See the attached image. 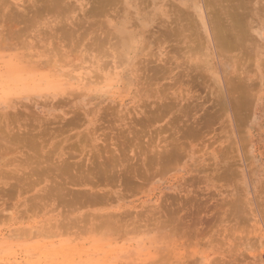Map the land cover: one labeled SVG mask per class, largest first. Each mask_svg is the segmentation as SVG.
Returning <instances> with one entry per match:
<instances>
[{"label":"rangeland","instance_id":"1","mask_svg":"<svg viewBox=\"0 0 264 264\" xmlns=\"http://www.w3.org/2000/svg\"><path fill=\"white\" fill-rule=\"evenodd\" d=\"M89 1L93 0H64L72 6L71 10L62 9L55 18L54 14L46 13L35 18L37 22L32 25L19 23V36L15 40L11 37L7 46L0 45V115L25 122L34 118L54 132L43 145L56 149L57 154L47 153L51 158L46 155L44 160L45 153L42 155L41 165L50 167L61 165L60 159L66 160L68 155L66 161L77 162L78 167V162L103 160L110 157V152L100 151L99 155L95 152L98 145L109 143L103 137L105 133L117 144L120 135L123 139L126 136L123 134H127L133 140L128 139L131 144L126 140L125 149L117 146L121 152L115 148V156L120 157L113 174L128 169L130 184L122 182V185L121 176L117 179L115 174V182L111 184L97 185L84 180L80 186L74 185L78 182L68 184L71 177L69 182L62 179L63 174L67 175L65 172L57 177L46 172L53 177L52 181H65L68 185H63L64 188L71 191L98 194L99 201L75 206L69 212L73 213L72 218L79 212L98 211L103 212L100 220L109 216L113 219L109 225L91 229L88 224L78 232L57 231L55 207L62 208V204L53 202V190L48 189L50 184L53 186L49 188L57 189L51 183L52 177L32 175L38 176V181L32 187L13 191L16 192L13 195L5 193L6 203L0 193V211L4 210L0 212V264H264V227L230 228L225 207L220 205L227 197L229 182L219 174H223L224 163L231 154L226 114L221 112L227 98L225 84H230L231 78L239 84L242 77L247 78V83L257 82L258 77L264 96V72L254 68L264 64V0H209L208 5L204 0H147L149 4L145 5V0L144 3L118 0L114 7L117 11L96 17L100 21L98 26L94 24L97 27L87 24L93 21L85 16ZM15 3L21 7L20 11L30 6L28 0L4 1L6 13L0 17V44L16 28L9 23L10 12L16 10ZM212 3H222L224 8ZM119 5L124 11L119 10ZM210 7L216 15L213 19L207 11ZM225 16L228 21L224 25L220 20ZM55 21L58 25L64 22L66 27L58 28ZM164 27L176 34L165 38ZM93 29L98 35L92 34ZM213 33L222 44L223 40L227 42L220 50ZM99 42L103 48L99 46L98 50L94 43ZM248 66L252 68L249 73ZM253 98L252 109L247 110L248 113L252 110L250 119L245 113L248 122L240 129L244 134L237 133L234 137V154L238 156L247 149L248 165L259 172L257 167L262 159L258 163V158L264 154V145L255 139L254 128L259 118L253 113L257 97ZM207 116L214 119L206 120ZM199 117H204L207 124ZM0 124L4 126L6 122L0 119ZM201 124L202 129L198 128ZM240 135L242 142L247 140L245 144L241 142L243 149L241 143L238 145ZM166 151H171V155L164 154ZM18 156V153L0 154V169L19 165V169L29 170L37 165L33 163L36 159L23 164L27 159ZM6 160L12 164L5 163ZM236 169L241 195L246 168L237 163ZM1 184L7 187L3 183L0 187ZM46 190L50 191V197L46 196ZM37 195L42 198L36 199ZM201 200L208 204H201L206 210L198 204ZM122 213L124 216H120Z\"/></svg>","mask_w":264,"mask_h":264},{"label":"bare ground","instance_id":"2","mask_svg":"<svg viewBox=\"0 0 264 264\" xmlns=\"http://www.w3.org/2000/svg\"><path fill=\"white\" fill-rule=\"evenodd\" d=\"M4 1L5 0H0V17H1V14H2V16H5V9H3V7H2V5H3V3H4ZM27 1V0H26ZM118 0H93L92 2H90V8H89V10H88V12H86V18L88 17V18H91L93 21H89L90 23H87L88 25H90V24H92L94 27H97L98 26V23L100 22V21H97V18L96 17H106V16H104V15H106L107 13H109V11L110 10H114V11H117V9H115L114 7H115V5H116V2H117ZM121 1V0H120ZM141 1V0H140ZM146 1V3H144ZM142 0V2H140V3H144V5L145 4H147L148 2H147V0ZM205 1V3L207 4V2H209V0H204ZM119 2H117V4H118ZM28 4L30 5L29 7H27V5L26 6H24V8H22L21 9V11L19 10L21 7H19V5H17L16 3H15V6H16V10H14L13 12H10V15H9V23L10 24H12V26H14V27H16V28H14V30H11V32L13 33H10V36L8 37V39H2L1 40V44L0 45H2V44H4L5 46H7L9 43H6L7 41H9L10 40V38L12 37L13 39L12 40H15L19 35H18V33L17 32H19L20 30H18V24L19 23H25V25H26V23H27V26L28 25H32L33 23H36L37 22V19H35V18H38V17H40L41 15H43V16H45V14L47 13V14H49V13H52V14H54V15H52V16H54V18L57 16L58 17V15H56V14H60L61 13V11H62V9H64V10H71L72 9V6H70V4L68 3V4H66L65 2H64V0H28ZM149 4V3H148ZM209 4V3H208ZM207 4V5H208ZM136 5H137V3H136ZM141 5V4H140ZM206 5V6H207ZM211 5V4H210ZM212 5H218L219 7L221 6V8H224V4H222V3H217V4H214V3H212ZM25 7L27 8L26 10H27V14H24V12H25ZM119 7H120V5H119ZM146 7V6H145ZM122 8H123V11H124V7L123 6H121L120 8H119V10H122ZM140 8V7H139ZM173 8V7H172ZM171 8V9H172ZM143 9H145L146 10V8H143ZM145 10H143V11H145ZM178 10V9H177ZM141 11V10H140ZM179 11H180V9H179ZM179 11H178V13H179ZM207 11L208 12H210L211 14L209 15V17H210V19H213V16H215L216 17V15H214L213 14V11L211 10V7L210 8H208L207 9ZM180 13H182L181 11H180ZM30 14V15H29ZM147 16H151L150 15V13H148V15ZM29 17V18H28ZM212 17V18H211ZM0 19H2V18H0ZM90 19V20H91ZM25 20V22H23ZM81 20H82V18H81ZM98 20H100V19H98ZM80 21V20H79ZM87 21V20H86ZM86 21H84V22H86ZM211 21V20H210ZM220 21H222V23L225 25V22L226 21H228V18L225 16V17H223V19L222 20H220ZM57 22L58 21H55V25L57 24ZM75 22H77V21H75ZM82 22V21H81ZM83 22V23H84ZM28 23H30V24H28ZM32 23V24H31ZM64 24V22H59V25H61V28H62V26H65V25H63ZM77 24H79V23H77ZM94 24H97V26H95ZM100 24V23H99ZM20 25V24H19ZM59 25L57 24V26H58V28H59ZM75 26H76V23L74 24ZM80 25V24H79ZM85 25V24H84ZM83 25V26H84ZM2 26V25H1ZM82 25L80 26V27H83ZM91 26V25H90ZM99 26H101V25H99ZM159 26V25H158ZM162 26V25H161ZM167 26V25H166ZM216 26V25H215ZM66 27V26H65ZM13 28V27H12ZM75 28V27H74ZM78 28H79V26H78ZM87 28V27H86ZM86 28H84V29H86ZM91 28H93V27H90V29ZM160 28V27H159ZM165 28V27H164ZM184 28V27H183ZM214 28H216V27H214ZM83 29V30H84ZM103 29V28H102ZM7 31H10V30H8V28L6 29ZM74 30V29H73ZM81 30V29H80ZM89 30V29H88ZM94 30V29H93ZM160 30V29H159ZM72 31V30H71ZM85 31H87V30H85ZM104 31V30H103ZM165 31V32H164ZM164 31H163V35H164V37L165 38H168V37H171V36H173V35H175L176 33H174L170 28H165L164 29ZM67 32V31H66ZM106 31H104V33H105ZM146 32V31H145ZM83 33V32H82ZM88 33H89V31H88ZM95 33H97L95 30H94V33H92V34H94L95 35ZM110 33V32H109ZM64 34H66V33H64ZM68 34V33H67ZM72 34H73V32H72ZM100 34H101V32H100ZM99 34V35H100ZM105 34H107V33H105ZM152 34V33H151ZM83 35V34H82ZM82 35H81V37H82ZM97 35H98V33H97ZM96 35V36H97ZM109 35V34H108ZM113 37L115 36L114 34H111ZM162 35V34H161ZM162 35V36H163ZM70 36V35H69ZM76 36V35H75ZM74 36V37H75ZM80 36V35H79ZM106 36V35H105ZM67 37V36H66ZM71 37V36H70ZM92 36H90V38H91ZM107 37V36H106ZM106 37H104V38H106ZM185 37V36H184ZM61 38L62 37H60V40H61ZM63 38H65L64 36H63ZM83 38V37H82ZM82 38H80V39H82ZM95 38V37H94ZM98 38V37H97ZM96 38V39H97ZM114 38H116V36L114 37ZM113 38V39H114ZM213 38H214V40L216 41V43H217V45L219 46V50H220V47H223L224 45H226V41L225 40H223V44L218 40V38H217V35L215 34V33H213ZM74 39V38H73ZM72 39V40H73ZM91 39H93V37L91 38ZM90 39V40H91ZM95 39V40H96ZM111 40H113L112 39V37L110 38ZM116 39H119L118 37L116 38ZM12 40H10V41H12ZM82 40H84V39H82ZM86 40V39H85ZM94 40V41H95ZM102 40H105V39H102ZM107 40V39H106ZM105 40V41H106ZM120 40V39H119ZM121 40H122V38H121ZM62 41H64V40H62ZM100 41V40H99ZM70 42V41H69ZM92 42V41H91ZM96 42H97V40H96ZM116 42V41H115ZM54 43V42H53ZM57 43V42H56ZM67 43V42H66ZM106 43V42H105ZM110 43V42H109ZM113 43V42H112ZM111 43V44H112ZM64 44V43H63ZM69 44H71V43H69ZM78 44V43H77ZM77 44H75V45H77ZM89 44H91L90 43V41H89ZM93 44V43H92ZM91 44V45H92ZM95 44V46H96V48L95 49H98L99 48V46H100V48H103L102 47V44L99 42V45L97 44L96 45V43H94ZM110 44V45H111ZM114 44V43H113ZM53 45V44H52ZM82 45V44H81ZM106 45V44H105ZM105 45H104V47H105ZM55 47H56V45H54ZM79 46V45H78ZM115 46V45H114ZM113 46V47H114ZM54 47V48H55ZM91 47V46H90ZM111 47V46H110ZM56 48H58V46L56 47ZM183 49V48H182ZM189 49H191V48H189ZM99 50V49H98ZM180 51V50H179ZM182 51V50H181ZM185 51H187V49L185 50ZM221 53H222V50L220 51ZM99 53H102V51L101 52H99ZM250 53V52H249ZM248 55V54H247ZM252 56V55H251ZM242 57V56H241ZM253 58V57H252ZM239 60V59H238ZM246 60V59H245ZM250 60H252V59H250ZM240 61H241V59H240ZM239 62V61H238ZM245 63V62H244ZM252 63V62H251ZM250 64V63H249ZM234 65V64H233ZM238 65H239V63H238ZM238 65H236V68H237V66ZM243 65H245V64H243ZM264 65V64H263ZM263 65H261V64H259V65H255V69L257 70V71H260V72H264V66ZM240 66V65H239ZM238 66V67H239ZM250 66V65H249ZM248 66V68L250 69V71L248 70V73L249 72H251L252 70V68H250ZM233 67V66H232ZM251 67H252V65H251ZM242 68V67H241ZM253 68V71H255L256 73H257V71L255 70ZM247 69V68H246ZM237 70H238V68H237ZM240 70V69H239ZM235 72V71H234ZM254 73V72H253ZM237 74V73H236ZM252 74V73H251ZM264 74V73H263ZM240 75V74H239ZM246 75V74H245ZM248 75V74H247ZM246 75V76H247ZM232 76V75H231ZM235 76V75H234ZM257 76V75H256ZM249 77V76H248ZM263 77H264V75H263ZM251 78V76L249 77V79ZM258 78V77H257ZM256 78V80H257V82L256 81H252V80H250L251 82H249V83H247V82H245L246 80L245 79H247V78H243L242 77V81L240 80V78H239V80H238V77H236V79L238 80V83L239 84H237V81L235 80V83L234 82H232V78H231V81H230V84L228 83V84H225L227 87V89H226V94H225V98H226V103H224V106H223V104L221 105V97H222V93H219V94H221V97L219 96V98H220V106H223V110L224 111H221V112H225V116H226V126L225 127H227V134H228V136H229V143H228V148H229V153H231V154H229V156L226 158V159H228L227 160V162L226 163H224V166H225V169H224V167H223V169L224 170H222V171H224L223 172V174H222V172L220 173L219 172V174H221L222 175V177H223V175H224V178L226 177V181H228L229 183H228V185H227V191H228V193H227V197L223 200V202H221L220 203V205L221 206H224L225 207V212H226V217H227V219L229 220V221H231V222H229V223H231V225H232V227H230L231 229H235L236 227H238V226H247L248 225V227L249 226H251V227H253V226H262V227H264V154H263V152H262V154L263 155H261L260 156V158H258V163H260L261 161H259V160H261L262 159V164L261 165H259L257 168H259L260 169V171L258 172V171H252V169L250 168V163H247V159H249V157H247L248 155H247V152L245 153V151H247V149L246 150H244L243 149V144H245V142H247V140L245 141V142H242L243 140H242V138H241V135H240V137H239V139L241 140H239L240 142H239V144L238 145H241L242 143V145H241V148L243 149V153H242V155H241V153L238 155V156H236V154H234V152H236V150H235V144H234V137L235 136H237V133H240V134H244V133H242L241 131H240V129H242L241 127V125H243V124H245V125H247L246 123L248 122V120H246V119H244V118H246V114L245 113H248L247 112V110H249V109H252V101H251V99H253V101H254V98L253 97H257V99H256V103H255V106L253 107V113H256L257 115H255V116H258V118H259V120H258V122H257V125L255 126V139H256V141H257V143H259V144H261V145H264V96L262 95V93H261V91H262V82H260L259 81V78L257 79ZM228 79H230V77L228 78ZM235 79V78H234ZM253 80H255V79H253ZM229 82V81H228ZM243 82H245L246 83V85H245V83H243ZM227 83V82H226ZM255 88H257L258 89V91L255 89ZM253 89H255V91L256 92H254V90ZM252 90H253V93H252ZM254 96H253V95ZM250 95H252V98L250 97ZM218 96V95H217ZM218 97H216V99H217ZM260 98H262L261 99V101H258ZM204 100V99H203ZM215 100V99H214ZM218 101H219V99H218ZM251 101V102H250ZM198 103V102H197ZM214 103V102H213ZM250 103H251V107L249 108V106H250ZM214 105V104H213ZM215 105H217V104H215ZM219 105V104H218ZM197 106H199L200 107V105H199V103H198V105ZM201 106H202V104H201ZM218 110V109H217ZM212 111V110H211ZM207 112H208V110H207ZM207 112H205V114H207ZM209 112H210V110H209ZM209 112H208V114H209ZM214 112V111H213ZM220 112V111H219ZM250 112H252V110L251 111H249V118H247V119H250V116H251V113ZM212 113V112H211ZM218 113V112H217ZM216 113V114H217ZM220 114H222V113H220ZM219 114V115H220ZM224 115V114H223ZM32 116V115H31ZM211 116H215V115H213V114H211ZM222 116V115H221ZM201 117V116H200ZM199 117V118H200ZM215 117H217V115L215 116ZM204 117H202V118H200V119H203ZM209 118H211L210 116H207L206 117V120H209ZM0 119H3L5 122H6V124H4V126H2L1 124H0V154H3V153H5V154H9V153H12L13 155L14 154H16V153H18V154H20V156L21 157H25V162H22L23 164H26V163H31V162H33L32 161V159L34 160V159H36V160H34V164H37L36 166H33L32 167V169H29V170H26V168L25 169H19L18 168V166H11V167H8V168H6V169H0V183H3L5 186H7V187H3V185L0 187V193H2V195H1V197H2V199H3V195L6 193V195H8V193H9V195H13V193H16V192H13V191H18V190H20V189H26V188H29V186H33L34 185V183L35 182H37L38 181V179H37V177L38 176H36L35 178H33L32 177V175L34 176L35 174L36 175H39V176H43V175H48L49 173H51L52 174V176H56L57 177V175H60V176H62V173H67V175H65V174H63V176H64V178L62 177V179H64V180H66L67 182H69L70 181V177H71V181L72 182H69L68 184H72L73 182H78V183H74V185L75 184H80V186H81V184L82 183H84L85 181H87V182H89V183H94V184H103L104 182H106V183H109V184H111L112 182H115V179H114V177H115V174H117L118 175V173H115V174H113V168L115 167V164L118 162V160H117V158L118 157H120V156H115V148L117 147V146H120V148L121 149H123L124 147H125V144L127 143V142H129L130 144H131V140H133V139H131L130 137H126V136H128L127 134H123V135H126L125 137H126V139H122V135H120V133H121V131H120V133L118 132V133H115V136L118 138L119 137V135L121 136L120 137V139L121 140H123V141H121V140H119V144H117L116 142H111V139H112V136H110V134H106L105 133V135L103 136L104 137V139H109V143H104V144H100L101 146H99L98 145V147H96V154H100V151H102V152H110V157H107V158H103V160H99L98 158H95L96 159V161H95V159H90L89 160V163L88 164H85V162L84 163H79L78 162V164H79V167L76 165L77 164V162H76V164H74V163H72V164H70V162L68 163V156H65V157H67V159L66 160H68V161H66V160H64V157H62L61 159H60V161H59V163L61 162V165L59 164V166L57 165L56 166V162H54V163H56L55 164V166L53 167V166H51V167H53V169H51V167H50V165H41L42 164V155L45 153V159L44 160H46V158H47V153H49V154H53L54 155V153L55 154H57L56 152H55V150H52L50 147L49 148H43V145L46 143V140H49V139H47V138H49L52 134L53 135H55L54 134V132H52L50 129H48V127H46V126H43V124H41V122H39V121H37V119H34V118H30V119H26V122L24 121V120H19L18 118H12V117H8V116H6V115H0ZM190 119V118H189ZM211 119H214V118H211ZM176 120V119H175ZM197 121H199V119H196ZM204 120L205 119H203V122H204ZM205 120V121H206ZM192 121V120H191ZM197 121H196V123H197ZM201 122H202V120H200ZM212 121V120H211ZM210 121V122H211ZM243 121H244V123H243ZM247 121V122H246ZM194 122H195V120H194ZM194 122H192L194 125L193 126H195V123ZM202 122V123H203ZM207 122L208 121H206V123H204L205 125L207 124ZM246 122V123H245ZM191 123V124H192ZM200 123V122H199ZM252 123H253V121H252ZM255 123V122H254ZM198 124V123H197ZM196 124V125H197ZM35 125H37V126H35ZM199 125V124H198ZM197 125V126H198ZM202 125V124H201ZM200 125V127H198V128H203L204 127V125H202L201 126ZM209 125V124H208ZM223 125V124H222ZM244 125V126H245ZM190 125H188V127H189ZM192 126V127H193ZM196 126V127H197ZM243 126V127H244ZM187 128V127H186ZM191 128V127H190ZM245 128V127H244ZM244 128H243V130H244ZM197 129V128H196ZM253 129V130H254ZM192 130H194V128L192 129ZM125 131V130H124ZM197 130H195V132H196ZM201 130L199 129V132H200ZM247 131V130H246ZM198 132V131H197ZM193 133H194V131H193ZM102 134V133H101ZM236 134V135H235ZM243 137V139H244V136H242ZM131 140H130V139ZM237 138V137H236ZM128 139L130 140V141H128ZM136 139H137V137H136ZM248 139H250L249 137H248ZM126 140H127V142H126ZM242 142V143H241ZM251 142H252V145L254 146V144L256 143L255 141H254V139H253V137H252V139H251ZM133 143V142H132ZM238 143V142H237ZM241 143V144H240ZM18 144H21V147L18 145ZM136 144V143H135ZM134 144V145H135ZM260 145V146H261ZM126 146H128V145H126ZM245 146H247V144L245 145ZM244 146V147H245ZM20 147V148H19ZM95 147V146H94ZM123 147V148H122ZM227 147V146H226ZM119 148V149H120ZM245 148H247V147H245ZM22 149H24V150H22ZM59 149H62V148H59ZM117 149H118V147H117ZM118 149V150H119ZM125 149V148H124ZM227 149V148H226ZM250 149V148H249ZM256 150H257V148H256ZM120 152L122 151V150H119ZM118 151V152H119ZM176 151H177V149H176ZM239 151H240V149H239ZM26 152V153H25ZM59 152H61V151H59ZM119 152V153H120ZM125 151L123 150V153H124ZM168 153H169V155H171V151H166V153H164V154H167V156H168ZM68 154H69V152H68ZM244 154V155H243ZM257 154V153H256ZM41 155V156H40ZM47 155V156H46ZM51 155H49L48 156V158H51ZM62 155V154H61ZM121 155V154H120ZM123 155V154H122ZM127 155V154H126ZM245 155H246V157H245ZM20 156H18L17 158H19ZM88 156V155H87ZM124 156V155H123ZM53 157V156H52ZM89 157V156H88ZM124 157H126V156H124ZM236 157H239L238 158V162H237V160H236ZM13 158H16L15 156L13 157ZM70 158H72V155H71V157ZM257 158V157H256ZM20 159V158H19ZM24 159V158H23ZM88 159V158H87ZM222 160H224V159H222ZM221 160V161H222ZM247 160V161H246ZM13 161V160H12ZM22 161V160H21ZM29 161V162H28ZM38 161V162H37ZM47 161H49V162H51L50 161V159L48 160L47 159ZM84 161V160H83ZM18 162V161H17ZM16 162V163H17ZM5 163H11L12 164V162H11V160H6V162ZM29 163V164H30ZM121 163V162H120ZM237 163H243L244 165H245V171H244V174H243V176H244V184L242 185V188H243V191H242V189H241V192H244V193H242L241 195L238 193V191H239V187L237 188V184H236V174L238 173V172H236V166H237ZM2 164V163H1ZM18 164H20V162L18 163ZM22 164V165H23ZM46 164V163H45ZM48 164V163H47ZM83 166H82V165ZM85 164V165H84ZM123 164V163H122ZM249 164V165H248ZM9 165V164H8ZM27 165V164H26ZM51 165H52V163H51ZM110 165H112L111 166V168H110ZM117 165V164H116ZM239 165V164H238ZM7 166V165H6ZM20 166H21V164H20ZM73 166V167H72ZM123 166V165H122ZM221 166H223V165H221ZM220 166V167H221ZM77 168L76 170L74 169V168ZM119 167V166H118ZM120 167H121V165H120ZM31 168V167H30ZM50 169L52 170V171H54V173L55 172H57L56 173V175H53L54 173L52 172V171H50ZM72 169H74L75 171H72ZM110 169H111V171H110ZM226 170V171H225ZM253 170H255V169H253ZM26 171H28L31 175L30 176H27L29 173H26ZM117 171H118V169H117ZM120 171V170H119ZM46 172H49V173H46ZM69 173V174H68ZM109 173H110V175H109ZM50 175V174H49ZM48 175V176H49ZM216 175H218V173L216 174ZM221 175H218V176H221ZM52 176H49V179L52 177ZM111 176V177H110ZM121 176V180H120V183H122V182H124V183H126L127 181H129V179L131 178L130 177V171L128 170V169H123V171L121 172V174H119L117 177H115V178H117L118 179V177H120ZM4 178V179H3ZM7 178V181H5V179ZM46 178V177H45ZM58 178H59V176H58ZM67 178V179H66ZM1 179H3V180H1ZM48 179V180H49ZM61 179V181H62V183H58V182H56V180L55 181H52L53 180V177L51 178V183H53V184H55V189L56 190H54V187H52V188H49L50 187V185H52V184H50V185H48L49 187H48V189H50V191H52L51 192V197L53 196H55V198L53 199V202H59V204L58 205H60V203L62 204V208H58V207H55L56 209V214H55V217H54V220H55V223L57 224V226H59V227H57L58 229H57V231H72V232H78V231H80V230H83L88 224H89V226H90V228L91 229H93V228H95V229H97V228H99V227H101V226H106V225H109L108 223H112L113 222V219L112 218H109V217H107V218H104L103 219V217L101 218V220L99 219L100 218V216H103V212H96V213H93V214H86L85 212H79L78 214L77 213H74V214H77V216L76 217H71V215L73 214V213H69V212H71L72 210H73V208L75 207V206H77L78 204H84V203H89V202H96V201H99V197H98V194L96 193V192H93V191H91V192H85L84 190H79V191H71V189L70 188H68V187H65V188H67V189H65L64 188V186H65V181H63ZM114 179V180H113ZM116 179V180H117ZM85 180V181H84ZM40 181H41V179H40ZM112 181V182H111ZM11 182V183H10ZM42 182V181H41ZM55 182V183H54ZM117 182V181H116ZM56 183H58V185H56ZM128 184H130V182H127ZM132 183V182H131ZM68 184H66V185H68ZM128 184H126V185H128ZM62 185V186H61ZM64 185V186H63ZM122 185H123V183H122ZM126 185H124V187L126 186ZM53 186V185H52ZM2 188V189H1ZM127 188V187H126ZM4 189V190H3ZM68 189L70 190L69 192H68ZM5 191V190H7V192H4L3 193V191ZM64 190H66V191H64ZM2 191V192H1ZM25 191V190H24ZM24 191H20V192H24ZM47 191V190H46ZM50 191L48 190L47 191V193H46V196L47 197H50L49 195V193H50ZM54 191L56 192V191H58V192H56L57 194H54ZM19 192V191H18ZM67 194H66V193ZM71 192V193H70ZM73 192H75V193H73ZM12 193V194H11ZM45 194V193H44ZM38 196V197H37ZM35 198L36 199H38L39 198V196L40 195H37ZM45 196V195H44ZM57 196H58V199H56L57 198ZM42 197H43V194H42ZM42 197H40L38 200H40ZM46 197V198H47ZM45 198V197H44ZM5 199V198H4ZM3 199V200H4ZM51 199V198H50ZM1 201V203L0 204H2V200H0ZM186 201V200H185ZM196 202H197V200H196ZM4 203H6L5 202V200H4ZM186 203H188V201H186ZM203 202H202V200L200 201V203H198V204H200V207L201 206H203V205H201ZM36 203L34 202V204L32 205V207L34 208V205H35ZM203 204H206V201L203 203ZM67 205H69V206H67ZM170 205V204H169ZM206 205H208V204H206ZM205 205V206H206ZM210 205V204H209ZM27 206V205H26ZM164 206V205H163ZM31 207V208H32ZM36 207V206H35ZM197 207H199V205L197 206ZM204 207V206H203ZM208 207V206H207ZM210 207V206H209ZM215 207V206H214ZM193 208H195V207H193ZM201 209V208H200ZM204 209H205V207H204ZM207 209V208H206ZM205 209V210H206ZM209 209V208H208ZM191 210V209H190ZM197 210V209H196ZM203 210V209H202ZM24 211V210H23ZM23 211H21L22 213H23ZM198 211H200V210H198ZM0 212H2V213H4V210L3 211H0ZM25 212V211H24ZM197 212V211H196ZM195 212V213H196ZM25 213H27V212H25ZM186 213V212H185ZM194 213V214H195ZM199 213V212H198ZM197 213V214H198ZM21 214V213H20ZM113 214V213H112ZM125 214V213H124ZM124 214L122 213V215H120V216H124ZM10 215V214H9ZM0 216H1V213H0ZM129 216V215H128ZM197 216V215H196ZM105 217V216H104ZM149 217V216H148ZM205 218V217H204ZM201 221H202V219H201ZM204 221V220H203ZM264 230V229H263ZM263 232V231H262ZM264 234V233H263ZM257 237V236H256ZM258 237H259V235H258ZM262 237H263V235H262Z\"/></svg>","mask_w":264,"mask_h":264}]
</instances>
